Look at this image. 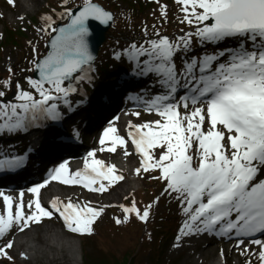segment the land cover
<instances>
[{"label":"snow or ice","instance_id":"6c2138e0","mask_svg":"<svg viewBox=\"0 0 264 264\" xmlns=\"http://www.w3.org/2000/svg\"><path fill=\"white\" fill-rule=\"evenodd\" d=\"M7 2L15 6V0ZM175 3L182 13L179 23L188 30L182 28L180 35L170 38L153 25L154 38H149L145 26L143 42L133 41L123 51L134 65V74L154 78L160 89L142 101L144 111L159 118L139 124L128 121L126 136L110 122L99 138L100 147L87 153L81 169L71 171L68 161L60 163L43 183L27 189L32 195L27 202L23 191L15 199L0 192V264L5 260L15 264L10 254L15 242L8 239L11 233H23L44 219L58 217L70 233L93 235L94 224L109 206L97 208L91 201L81 204L69 198L64 202L58 197L45 206L41 189L56 181L106 193L125 177L115 164L99 159L97 152L115 154L121 149L128 157L133 155L129 145L139 157L135 174H150L164 184L161 195L179 204L184 220L175 247L182 238L197 234L234 237L240 255H257L264 264V240L248 239L264 234V0ZM160 12L167 20L166 5H160ZM65 18L67 23L56 26L53 14L41 17L44 24L37 30L49 37V50L31 61L29 71L38 73V78L26 77L30 90L15 83L14 102L5 101L6 92L0 90V133L26 131L40 120H59L61 105L71 110L69 97L79 91L77 84L91 82L95 69L87 39L89 23L107 25L113 14L95 0H82L76 11L65 7L59 13V19ZM8 71L12 73L11 68ZM11 86V76L0 82V88ZM129 115L139 118L141 112ZM21 164L20 157H4L0 170ZM159 200L157 196L143 210L135 199L130 205H119L124 216L115 218V223L130 222L133 216L147 223ZM246 240L258 246L256 252L246 246ZM20 255L28 259L25 253Z\"/></svg>","mask_w":264,"mask_h":264},{"label":"rangeland","instance_id":"374dc122","mask_svg":"<svg viewBox=\"0 0 264 264\" xmlns=\"http://www.w3.org/2000/svg\"><path fill=\"white\" fill-rule=\"evenodd\" d=\"M95 1L100 4H104L105 1H108L116 4L119 10L124 11V13H122V11H119L118 13L117 21H115V28L119 29L112 30L109 43L107 47L104 48L107 53L101 56V58L99 57L97 62H102L106 57H109L112 60L116 57V53H122L123 55L124 49L133 41L137 43L143 42L145 39L143 28L145 26H147L149 30V38H154L152 36L155 32L153 25L160 29L162 35H168L170 38L180 35V29L182 28L188 30L187 25L179 23L182 13L179 10L180 6L175 3V0H159V3H156L155 0H141L143 5L139 4V2H134L132 4L134 6L138 5L140 8L129 7V4H127L125 0ZM79 4H82V0H68L67 5L63 4V0H39V5L36 6V12L31 16H23L22 14H17V12H15V6L13 7L9 5L7 0H0V82L8 79L9 76H11L12 80L11 87L0 88V90L6 92L5 97H9L6 101H15V83L19 82L21 85L24 84L30 86L26 77H30L29 69L33 68L31 61L34 56H40L44 53L48 36L37 30L44 24L41 17L46 13L53 14L57 23L59 20V16L57 15L62 12L65 7L72 8ZM160 5L167 6V20L161 16ZM53 9L55 10V13H53ZM19 15H21L23 19L17 18ZM13 18L15 20L17 19L16 24L12 22ZM11 30L14 32H10ZM117 38L120 46L112 43V40L116 41ZM14 40L20 42L19 45H12V41ZM29 41H31V43H29ZM33 46L37 49L36 53H33ZM195 51L199 52L201 50L196 48ZM177 62L179 63L180 61L178 60ZM9 68L12 69V73H9ZM125 75H123L124 79L122 83L127 81ZM151 83L153 84V88L158 87L155 86L154 80H151ZM112 92V87H108L103 92L96 93V96H90V99L86 104L82 105L81 103L85 100L82 102L80 101L84 95L78 91L69 97L71 101V110H68L64 105H61L60 107L62 114L61 117H64L67 115V112L70 111V118L81 119L80 121L83 122L88 118L89 121L87 125L91 128L87 127L89 129H86L85 132L89 135L88 142L90 145L94 143L95 138V134H90V132L95 131L96 128H100L103 124H107L108 121L106 123L105 121L114 113L122 109L118 105H110V112L106 114L104 118L95 121L94 124L92 123L93 117L91 120L89 119L91 117L90 111L93 109L94 104L98 103L99 96ZM76 104L80 106L78 109H74ZM125 107L129 108V106ZM38 122L39 121L35 122V125H37ZM21 133L22 131H19L18 135ZM130 146L131 145H129V147ZM75 147L78 148L79 145L77 144ZM101 154H103V152L97 153L98 156ZM44 163H47V161ZM155 174L157 173H153L152 175ZM143 177L144 180H139L137 184H134V187L137 186L139 189L133 190L123 197V202L118 198L116 200L117 204H111L109 207L104 208L102 218H99L94 224L95 231L93 235L81 236L70 233L58 218L57 221L44 219L42 223H47L62 232L64 231V235L68 234L72 237L75 236L76 239H74L73 242L76 243L77 250L81 249L83 254V260L80 264H210L209 259L211 256L207 255L203 260H199L195 253L190 252L189 247L183 249L174 247L173 242L181 223L180 221L176 222L173 212V208L174 206H178V202L170 196L161 195L164 189L163 183L151 179L150 174L145 173L143 174ZM147 178L150 179L149 182L146 181ZM52 183H55L52 184L53 189H57V182L54 181ZM123 187L125 186L121 185L119 182L111 187L108 192L113 189H119L121 194L124 195L126 191L122 190ZM72 191L75 190H70L68 196H65V193H60L61 201L67 202L68 199L71 198L73 202L83 204L84 192L80 190L78 198L76 199L75 195L71 193ZM106 193L92 194L105 197ZM87 194L88 193H85V195ZM157 196H160V200L157 204H154L151 210L150 219L147 223L140 222L134 216L130 222L122 223L120 225L115 223V218L119 217L123 220L124 216L119 205H130L131 201L135 199L137 206L143 210L146 205L153 203ZM0 205H3V199H1V197ZM41 228L42 225L38 229ZM34 229L35 228H33V230ZM18 232V230L13 231L8 238L13 240L14 236L21 234ZM214 245L210 244L209 247ZM212 248L214 250L213 256L217 258L219 264H238L239 257L242 256L240 255V252H238V257L235 255L236 252L233 251L228 252L227 254L225 253V256H227L226 259L224 255H221L217 246ZM10 254L15 258L16 264V262H18L16 254L12 251ZM2 264H8V262L5 260Z\"/></svg>","mask_w":264,"mask_h":264},{"label":"bare ground","instance_id":"6f19581e","mask_svg":"<svg viewBox=\"0 0 264 264\" xmlns=\"http://www.w3.org/2000/svg\"><path fill=\"white\" fill-rule=\"evenodd\" d=\"M37 5H39V0H15V12H17V14H22L23 16H31L36 12ZM19 17H21V15L17 16V18ZM12 22L16 24L17 19L15 20L13 18ZM150 81L151 80H138L133 84L126 83L122 87L115 90L113 95L104 94L102 95V98L99 97L101 101L92 110V112L94 113L92 123L94 124L95 121L100 120L106 114H108L110 112L111 104L120 106V104H131L138 102L140 95L146 94L149 91ZM108 87L110 86L104 85L102 86V89L106 90V88ZM94 96H96V94ZM134 111L137 110L123 107L121 110L116 112L117 114H115L110 118V120H108L107 124L102 125L100 128H96L94 132V143L90 145L87 150H84V153L78 158L70 157L71 159L68 160L69 169L71 171H76L83 167V160L86 157L87 153L91 150L98 149L100 147L99 138L104 128L107 127L110 122L114 121L116 123V126L120 130V134L125 136L127 133L128 121L131 120L133 123L136 124L145 122L141 118L129 115V113ZM116 117H119V120H116ZM158 118V116L154 115V117H152V120ZM56 131V128H53L52 132H44L42 134L37 135V138L41 139L42 141H45L46 134H55ZM47 141L52 143V140H49V138L47 139ZM84 146V144H81L78 148L81 149ZM130 151L133 152V155L128 157L124 156L123 150L121 149H118L117 153L115 154L103 152V154L99 156L97 155L99 159L105 160L106 163L115 164L119 170V174H122L125 177V179L120 182L121 185L125 186L122 188V190L126 191L124 195L121 194V191L119 189H113L112 191L106 193L105 197H103L102 195L96 196L88 192L81 186L72 188L70 187V185H63L59 182L57 189H53V186L47 185L45 188L41 189V194L43 196H50L51 194L55 193V196H60V193H65L64 195L68 196V194L70 193L69 191L73 189L75 191H72L71 193L75 195L76 199L78 198V193L81 190L82 192H84V202L91 201L94 207L104 205L110 206L111 204H117L116 200L118 198H120L119 200L123 202V197L128 195L131 191L139 189V187L137 186L134 187V184H137L139 180H144L143 174H145L143 173L140 176H137L135 174V168L139 167V158L134 153L133 148H131ZM149 180L150 179L147 178L146 181L149 182ZM20 192H9L6 195H11L15 199L19 196ZM23 192H25L24 199L25 202H27L28 200H30V193L27 192V189L23 190ZM85 193L88 194L85 195ZM1 199L3 198L1 197ZM2 210L3 205H0V211ZM173 212L174 218H176V222L180 221L181 226L184 220V216L180 210L179 204L178 206H174ZM41 225L42 228L38 229L39 227H41ZM33 228L35 229L33 230ZM63 232L52 225H49L47 223H41L39 225H33L31 229L14 236L13 240L15 242V247L11 251L16 254L18 258V262H16V264H80L83 260V254L81 252V249L77 250L76 243L73 242L74 239H76L75 236L72 237L68 234L64 235ZM178 234L179 233L177 232V235ZM213 239H217L218 241L214 243L216 245L212 244L214 246L209 247V244H206V241H211ZM231 241L235 240L231 237L227 240L226 237H214L213 234L203 233L182 238L181 241H179L180 246L176 248L183 249L189 247L190 252L195 253L199 260H203L208 255L211 256V258L209 259L210 264H219L217 258L213 256L214 250L212 247L217 246L220 252L221 250H223L224 256L225 253L227 254L228 252L235 251V255L239 257L238 252H240V249L236 248L235 244L231 243ZM176 243L177 241L176 239H174L173 244L175 245ZM245 244L247 247L251 248L253 252H256L258 249V246L250 245L247 242H245ZM20 253H25L28 259L25 260L20 255ZM225 258L227 259V256H225ZM248 260H251L252 264H260L257 255H242L239 257L238 264H246Z\"/></svg>","mask_w":264,"mask_h":264},{"label":"trees","instance_id":"16d2710c","mask_svg":"<svg viewBox=\"0 0 264 264\" xmlns=\"http://www.w3.org/2000/svg\"><path fill=\"white\" fill-rule=\"evenodd\" d=\"M125 2L127 4H129V7H137V8H140V7L138 5H135V6L132 5L134 2H139V4H142L141 0H125ZM110 4L113 5L114 9H116V6L114 4H112V3H110ZM115 29L117 30L119 28H115ZM10 32H14V31L11 30ZM7 37H8V35H7ZM19 43L20 42H17L16 40L12 41V45L13 44L19 45ZM112 43L114 45L120 46L118 38L116 39V41L112 40ZM128 67H129V63L126 61V59L124 58V55H122V53H121L120 59L114 58L111 60L109 57H106L102 60L101 64L92 73L91 82H88V81L80 82L79 84L81 85V87L79 86V84H77V87L81 93H89L93 90V85L95 82H97L98 80L108 81L109 79H113V78L119 76L121 73H124ZM87 264H89V263H87Z\"/></svg>","mask_w":264,"mask_h":264},{"label":"water","instance_id":"95a60500","mask_svg":"<svg viewBox=\"0 0 264 264\" xmlns=\"http://www.w3.org/2000/svg\"><path fill=\"white\" fill-rule=\"evenodd\" d=\"M96 3H98L100 6H102L106 10L110 11L114 15V12L112 9L107 8L105 5L100 4L99 2H96ZM81 5L82 4L77 5V6L73 7L72 9L74 11H76ZM112 22L113 21H111L107 25L102 24L98 21H90V23H89V35H88L87 39H88V43H89V49H90L92 55L94 56V60H93L92 64L95 63V61L99 57V54L101 52L102 47L105 45V43L109 39L110 27L112 25ZM65 23H67V18L59 19L58 22L56 23V26H62ZM48 41H49V37L46 41L44 53L38 57L42 58L43 55H45L47 53V51L49 50V48L47 46ZM31 75L33 78H38V73H35L32 71ZM7 98H9V97H4L3 99L6 101Z\"/></svg>","mask_w":264,"mask_h":264}]
</instances>
